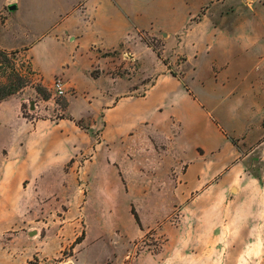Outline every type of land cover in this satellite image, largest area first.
<instances>
[{
  "label": "rangeland",
  "instance_id": "rangeland-1",
  "mask_svg": "<svg viewBox=\"0 0 264 264\" xmlns=\"http://www.w3.org/2000/svg\"><path fill=\"white\" fill-rule=\"evenodd\" d=\"M15 1L19 7L8 11V26L19 35L25 30L33 36L37 33L30 23L33 13L47 0ZM262 2L248 0L251 5ZM5 9L0 10L1 21ZM249 28L252 35L263 31L259 42L264 53V25L256 26L257 32ZM166 35L164 30L140 32V58L124 47L120 56L117 50L99 51L90 72L101 76L102 88L130 81L137 90L127 93L142 94L156 75L155 67L167 62L164 50L173 54L178 48L177 38L165 41ZM6 51V57L0 55V81L6 79L10 67L30 81L21 89L25 101L19 114L26 118L64 116L67 91L57 95L51 87L60 77L52 79L50 97L43 100L34 88L42 83L32 74L26 53ZM255 65L262 68L264 62L253 59L247 68ZM31 102L42 106L39 113L31 112ZM77 120L85 128L96 124V134L102 127L101 114L97 119L88 114ZM163 129L144 122L133 138L114 142L109 164L96 161L92 170L86 167L79 172L83 158H73L76 166L70 169L69 161L54 171L56 181L51 178L50 183L41 184L40 196L32 185L13 179L16 141L0 133V264H264V142L256 146V141L248 144L241 137L226 135L235 144L230 141L224 169L215 172L207 189L193 192L200 187L194 176L186 174L192 145L187 138L176 137L177 122ZM232 166L234 176L221 180ZM86 175L92 182H83Z\"/></svg>",
  "mask_w": 264,
  "mask_h": 264
},
{
  "label": "crops",
  "instance_id": "crops-1",
  "mask_svg": "<svg viewBox=\"0 0 264 264\" xmlns=\"http://www.w3.org/2000/svg\"><path fill=\"white\" fill-rule=\"evenodd\" d=\"M245 1L47 0L33 13L30 23L37 31L33 36L25 30L20 36L8 26V5L13 3L17 10L19 3L3 1L0 48L23 51L42 85L49 89L52 79L60 77L67 91L65 115L58 118L22 117L21 90L0 101V133L16 141L13 179L32 185L38 194L40 185L54 178V171L69 161L70 169L76 166L73 158H83L79 172L92 170L96 161L109 164L114 142L133 138L144 122L163 130L177 122L176 137H185L192 145L186 174L200 187L193 192L207 189L215 172L224 169L231 145L227 136L241 137L248 144L256 141V146L264 142V66L247 68L253 59L264 62L259 42L263 31H256V26L264 25V2ZM144 30L153 34L164 30L165 41L177 38L176 52L164 50L167 64L159 59L161 65L142 94L127 93L137 90L130 81L102 88L101 76L90 72L96 53L117 50L120 56L124 47L140 58L143 43L138 34ZM40 107L31 102L32 113H39ZM88 114L94 119L101 114L98 134L96 124L83 128L74 122ZM235 171L232 166L220 179L229 180ZM86 176L83 182H92Z\"/></svg>",
  "mask_w": 264,
  "mask_h": 264
},
{
  "label": "trees",
  "instance_id": "trees-1",
  "mask_svg": "<svg viewBox=\"0 0 264 264\" xmlns=\"http://www.w3.org/2000/svg\"><path fill=\"white\" fill-rule=\"evenodd\" d=\"M0 55H3L4 57H6L7 55V51L4 49L0 48ZM156 55H159V52L156 51ZM164 64H167V62L165 60H163ZM1 65V63H0ZM169 68V67H168ZM170 72L175 75L171 70ZM92 76L96 77L97 74L95 73H91ZM29 80L27 78V76L25 74H23L22 72H20L18 69L14 68V67H10V71L8 76L6 77L5 80L0 81V101H2L3 99H5L6 97L18 92L19 90H21L24 86H26L27 84H29ZM35 91L44 99L46 100L47 98L50 97V94L48 93V88L45 87L42 84H36L34 86ZM42 92H46V95H44ZM66 106V103L64 105V107ZM64 117V116H61ZM72 120H74L73 118H70ZM74 122L80 126L83 127V124L81 123L80 120H74ZM233 144L234 141L232 138H228ZM131 213L135 219V221L137 222V224L139 225V218L137 213L134 211L133 208H131Z\"/></svg>",
  "mask_w": 264,
  "mask_h": 264
},
{
  "label": "built area",
  "instance_id": "built-area-1",
  "mask_svg": "<svg viewBox=\"0 0 264 264\" xmlns=\"http://www.w3.org/2000/svg\"><path fill=\"white\" fill-rule=\"evenodd\" d=\"M125 55H126V57H128V58H131V56L130 55H128V54H126L125 53ZM52 89L54 90V92L57 94V95H65V93H66V90L64 89V87H63V82H62V80L60 79V78H56L54 81H53V83H52Z\"/></svg>",
  "mask_w": 264,
  "mask_h": 264
},
{
  "label": "water",
  "instance_id": "water-1",
  "mask_svg": "<svg viewBox=\"0 0 264 264\" xmlns=\"http://www.w3.org/2000/svg\"><path fill=\"white\" fill-rule=\"evenodd\" d=\"M8 9L9 10H14L15 9V5L12 3V4H9L8 5Z\"/></svg>",
  "mask_w": 264,
  "mask_h": 264
}]
</instances>
